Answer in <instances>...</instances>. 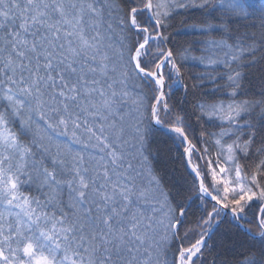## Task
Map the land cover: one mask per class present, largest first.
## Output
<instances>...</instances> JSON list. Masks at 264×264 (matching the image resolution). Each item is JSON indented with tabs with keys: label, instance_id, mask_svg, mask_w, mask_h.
<instances>
[{
	"label": "snow or ice",
	"instance_id": "6c2138e0",
	"mask_svg": "<svg viewBox=\"0 0 264 264\" xmlns=\"http://www.w3.org/2000/svg\"><path fill=\"white\" fill-rule=\"evenodd\" d=\"M0 264H264V0H0Z\"/></svg>",
	"mask_w": 264,
	"mask_h": 264
},
{
	"label": "trees",
	"instance_id": "16d2710c",
	"mask_svg": "<svg viewBox=\"0 0 264 264\" xmlns=\"http://www.w3.org/2000/svg\"><path fill=\"white\" fill-rule=\"evenodd\" d=\"M202 69H199V68H193L191 69V71L193 72H199L201 71ZM178 95H182L181 93H178ZM161 166L162 167H165L166 169H171V168H179L181 167L178 163L174 162V161H171V160H168L166 158H162L161 161Z\"/></svg>",
	"mask_w": 264,
	"mask_h": 264
}]
</instances>
